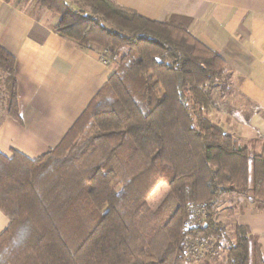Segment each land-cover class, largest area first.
Listing matches in <instances>:
<instances>
[{
  "label": "trees",
  "instance_id": "trees-1",
  "mask_svg": "<svg viewBox=\"0 0 264 264\" xmlns=\"http://www.w3.org/2000/svg\"><path fill=\"white\" fill-rule=\"evenodd\" d=\"M58 18L55 34L80 49L123 56L61 143L38 160L0 153V264H187L184 224L202 205L193 237L229 243L223 264H264L238 223L229 237L217 207L264 205V151L253 155L208 113L232 89L222 56L180 23H160L113 0H15ZM8 117L20 122L15 58L0 46ZM160 183L168 189L153 209Z\"/></svg>",
  "mask_w": 264,
  "mask_h": 264
},
{
  "label": "crops",
  "instance_id": "crops-1",
  "mask_svg": "<svg viewBox=\"0 0 264 264\" xmlns=\"http://www.w3.org/2000/svg\"><path fill=\"white\" fill-rule=\"evenodd\" d=\"M160 23H180L227 63L231 92L208 120L253 155L264 151V0H113ZM58 18L0 0V46L15 58L21 121L0 109V153L38 160L55 149L117 71L99 50L80 49L55 34ZM119 55V54H118ZM223 101V100H221ZM227 105V106H226ZM227 107H230L227 109ZM235 113L238 115L236 116ZM231 218L250 228L264 257V205L242 199L221 203ZM10 225L0 210V237Z\"/></svg>",
  "mask_w": 264,
  "mask_h": 264
},
{
  "label": "built area",
  "instance_id": "built-area-1",
  "mask_svg": "<svg viewBox=\"0 0 264 264\" xmlns=\"http://www.w3.org/2000/svg\"><path fill=\"white\" fill-rule=\"evenodd\" d=\"M99 60L104 64L109 63L108 50H100ZM237 116L238 114L235 113ZM188 220L185 223L183 233L186 234L184 240V249L187 264H199L201 262H214L218 258V248L216 241H203L193 237L190 232L198 229L206 219V211L202 205L190 206L188 209Z\"/></svg>",
  "mask_w": 264,
  "mask_h": 264
},
{
  "label": "rangeland",
  "instance_id": "rangeland-1",
  "mask_svg": "<svg viewBox=\"0 0 264 264\" xmlns=\"http://www.w3.org/2000/svg\"><path fill=\"white\" fill-rule=\"evenodd\" d=\"M23 9L29 11L30 13H34L38 17L43 15L44 13H46V12H41L40 8L37 6V4H33V5L29 4ZM122 56H123V52L119 53V55L117 56V60L119 62H120ZM229 75H230V73H229ZM230 79L231 78H229V80ZM5 80H6V77H4V75H2L0 73V109L3 107L2 105L4 104V102L6 100L5 99L6 98L5 97ZM221 100H223V101H221ZM224 100H225L224 98H219L220 104H222V103L224 104V102H225ZM228 108H230V107H227V109ZM167 191H168V189L164 183H160L158 185V187L156 188V190L153 192V194L151 195V197L149 199L150 205L153 209H156L160 205V203L163 201L165 195L167 194ZM224 209L225 208L222 205H219L217 207V210H216L217 215H218L217 220H218V222L222 223L227 228L228 232L230 233L229 237L231 239H233L231 232L233 231V228L236 225L235 224L236 222L231 218V215L229 213H227L226 215L222 214ZM187 220H188V218H187ZM184 227H185V224H184ZM214 241H216V240H214ZM228 244L229 243H224L223 247H221L218 250V253H219L218 258H216V260L214 262H201L199 264H223L224 261L226 260L227 251H228L229 246H230ZM216 248H218L217 242H216Z\"/></svg>",
  "mask_w": 264,
  "mask_h": 264
}]
</instances>
